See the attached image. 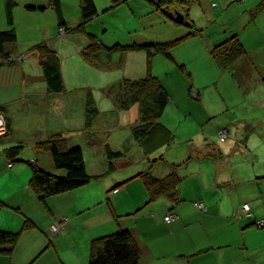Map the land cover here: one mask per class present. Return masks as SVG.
<instances>
[{
    "label": "crops",
    "instance_id": "obj_1",
    "mask_svg": "<svg viewBox=\"0 0 264 264\" xmlns=\"http://www.w3.org/2000/svg\"><path fill=\"white\" fill-rule=\"evenodd\" d=\"M29 1L23 2V9L27 13H38V10H28V7L43 8L42 4H35L34 1L37 0ZM156 1L147 0L151 4ZM258 1L255 0L254 3ZM145 2L136 3L139 10L148 8ZM225 4L226 1L223 2V5ZM62 9L61 3L63 16ZM189 10L183 15L184 22L188 18ZM40 13L44 14V11ZM207 15L209 18L212 17L208 13ZM191 24L195 26L192 22ZM5 25L1 31L9 29L8 24L6 25L8 28ZM233 35L237 34L232 33L231 36ZM190 38L193 37L188 39ZM42 43L56 52L63 82L61 92L49 90L43 77V61L33 49L23 55L17 48L6 45L5 51L12 60L0 57V115L5 118L8 127V133L0 139V230L21 231L25 219L37 226L21 232L12 256L0 255V264H88L90 241L111 234L119 228L131 231L142 252L140 264H264V227L255 226L257 221L264 219V190L261 184L255 185L254 181H245L252 178H245L238 172L232 171L222 176L219 172L223 167L222 160H226L227 165L230 164L229 160L223 159L225 157L223 153L217 155V148L210 144L205 145V150L191 146L187 153L188 155L198 153V158L202 162L209 160L216 162L214 183L209 187L206 181L202 183L200 177L197 180L193 175L188 177L184 173H179L182 163L178 162L170 163L169 169L162 174L158 172L153 175V167L166 162L162 155L156 154L162 148L146 157L139 147L143 154L142 161L150 164L148 170L138 167L141 171L125 172L108 180L114 176L115 171L107 173L105 146L114 149V152L122 153L121 158L113 161L115 169L118 167L117 162L126 158L124 146L115 149L105 143L106 140L103 139L105 127L100 128L98 125L102 115L98 107L103 104L102 102L92 98L99 115L91 128L85 129L84 119L86 79L89 76L100 78L102 81V76L94 72L89 64L78 60L75 54L72 56V63L80 74L71 73L72 70L67 68L71 60L68 61L66 58L67 62L64 64V50L61 48L63 46H56L53 49L49 43ZM141 54L144 55L143 52ZM67 55L69 54L66 52ZM113 55L110 56L111 62L114 61ZM101 56L104 59L106 55ZM137 62L140 65L146 63L145 55L140 56ZM141 73L133 79L144 77L145 70ZM68 90L77 94L80 105L77 117L70 115L72 108L65 94ZM113 110L121 121L126 117L128 122H125L126 124L121 122L122 126L129 130L132 144H137L132 135V128L139 123L138 107L135 105L123 111L118 106ZM54 117L70 121L71 126L52 127L49 119L52 120ZM74 118L78 122L77 128H73L72 125ZM53 134L64 136L68 147H80L87 173L100 178L77 190L47 199L45 208L28 186L31 172L25 162H35L43 170L53 172L49 154L35 148V143ZM75 138L77 139L74 140ZM19 145L23 146V149L31 147L33 153L26 148L27 156L20 153L11 160L7 158L4 150ZM89 155L92 157L91 166L90 161L87 162ZM151 156L155 158L151 160ZM172 164L177 165V173L182 178L178 191L180 199L178 205L173 208L166 198L149 203L147 192L140 183L136 185L137 195L133 197L130 191L132 187L126 183L131 180L141 181L135 176L143 172H149L158 179L163 178L169 173ZM230 166L234 168L233 165ZM121 187V190L117 189ZM111 190L112 193L107 194ZM192 199L200 201L199 204H202V209L205 210H199L192 202H186ZM242 204L250 206L252 218L238 221L234 216ZM6 206L11 209H5ZM167 213H172L175 218L166 222L164 217ZM62 224L63 233L57 236L49 235L51 225ZM63 240L67 241L66 250L63 245H59Z\"/></svg>",
    "mask_w": 264,
    "mask_h": 264
},
{
    "label": "rangeland",
    "instance_id": "obj_2",
    "mask_svg": "<svg viewBox=\"0 0 264 264\" xmlns=\"http://www.w3.org/2000/svg\"><path fill=\"white\" fill-rule=\"evenodd\" d=\"M93 1L97 16L85 25V33H77L72 30L81 21L79 0H62L63 19L70 31L60 34L57 16L50 6V0L34 1L36 5L42 4L44 14H41L40 10L35 14L27 13L23 9V2L30 1L15 0L17 6L13 9V28L17 40L9 46L17 48L23 55L30 52L34 45L44 44L42 42L49 43L53 49L63 46L61 48L64 50V64L68 58L71 64L67 68L72 70L71 73L80 74L72 63V56L75 54L78 60L85 62L81 52L89 44L88 34L98 37L100 43L107 48L114 45L144 47L147 44L181 40L171 51L172 59L153 53L151 60L152 74L160 79L170 98L157 122L174 136L170 146L163 147L156 153L162 155L166 162L153 167V175L158 172L162 174L169 169L170 163L178 162L182 163L179 173L188 177L193 175L197 180L200 177L202 183L206 181L208 187L211 186L214 183L216 162H202L198 153L187 154L191 146L205 150V145L210 144L217 148L218 153H223V159L229 160V165L225 163L226 160H222L223 167L219 170L222 176L232 171L238 172L245 178H252L245 181H254L255 185L261 184L264 190V179H258L264 177V7L260 6L262 0L257 3H254L255 0H200L199 3L197 1L189 5L186 23L176 20V12L185 15L183 9L168 10L166 15L147 0H141L146 1L148 7L142 10H139L136 4L141 3L140 0H127L118 6H113L111 0ZM225 1L226 4L223 5ZM207 13L212 17L209 18ZM191 22L195 25L194 28L188 27L187 24L191 25ZM5 23L4 0H0V31L4 29L2 27ZM193 31H198L199 34L182 40ZM232 33L239 34L238 39L246 54L230 68L221 69L209 51L216 44L230 38ZM66 52L69 55L66 56ZM144 55L140 51L114 54L112 60L115 63L113 61L102 69L89 64L94 72L102 76V81L100 78L88 76L84 87L85 96L89 94L97 102L103 103L98 107L102 114L98 125L100 128L105 127V143L115 149L124 146L126 154L124 160L117 162L114 176L108 180L125 172L141 171L138 167L145 168V171L150 167L149 163L142 161L143 154L139 146L132 144L129 130L122 126L128 122L126 117L121 121L113 110L119 106L118 100L122 95L121 81L134 80L133 78L139 76L137 74L146 70V63L140 65L137 62L139 57ZM98 58L103 60L101 55ZM107 59L106 56L105 61ZM65 94L72 108L70 115L77 117L80 106L77 94L70 90ZM94 99L92 101L96 107ZM74 120L73 128H77L78 122L76 118ZM49 124L60 128L71 126L70 121L56 117L49 119ZM222 131L226 139H222ZM3 135L4 133H0V136ZM26 148L33 153L31 147H24L22 156H27ZM89 157L87 162L90 161L91 166L92 157ZM153 158L155 157H150L151 160ZM139 181L131 180L126 183L132 187L130 191L133 197L137 195L136 185H143L142 181ZM117 189L121 190L122 187ZM111 193L112 190L107 192ZM206 199L208 200V196ZM186 202H192L196 207L195 202L200 201L192 199ZM5 209L11 208L6 206ZM234 217L238 221L244 220L237 215ZM66 243L67 241L63 240L59 245H63L66 250Z\"/></svg>",
    "mask_w": 264,
    "mask_h": 264
},
{
    "label": "trees",
    "instance_id": "obj_3",
    "mask_svg": "<svg viewBox=\"0 0 264 264\" xmlns=\"http://www.w3.org/2000/svg\"><path fill=\"white\" fill-rule=\"evenodd\" d=\"M125 1L127 0H111V3L113 6H116ZM197 1L199 0H157L154 5L166 15L168 10L175 11L177 9H183L185 14L189 9V5ZM79 3L81 21L72 32L85 33V25L97 16V10L93 0H79ZM15 4V0H5L4 2L5 18L9 29L0 31V57L5 60L11 58L6 53L5 46L13 44L17 40L13 29V9ZM50 6L57 16L58 30L63 29L65 33H68L70 30L66 27L63 20L60 0H50ZM260 6L264 7V0H262ZM28 10L43 11L44 8L35 9L28 7ZM187 25L190 28H194L192 24ZM198 34V31H193L182 38V40ZM88 36L89 44L83 48L81 54L85 62L97 68L102 69L109 65L111 63L110 56L113 54H123L127 51H140L145 53L147 57L145 76L136 80L123 79L121 81L122 95L118 101L119 108L126 111L132 106L136 105L138 107L140 116L139 123L132 128V135L144 156L148 157L157 150L170 146L173 141V134L157 122L169 104L170 98L159 78L152 74L151 60L153 53H159L165 58L172 59L171 51L181 40L164 44H147L144 47L114 45L107 48L100 43L96 36L91 34H88ZM33 50L40 55L43 61V77L49 90L52 92H61L63 90V82L56 52L45 43L34 46ZM102 54L107 56V61H105V58L103 60L98 58ZM209 54L221 69H228L237 60L244 57L246 52L237 35H233L216 44L210 49ZM180 68L182 70L184 69L183 66ZM98 115L99 112L92 98L87 94L84 104L85 129L92 127ZM6 126L5 123L4 135L8 133V127ZM3 137L0 136V139ZM35 148L49 154L54 169L53 172H48L43 170L35 162H25L31 172L28 186L45 208H47V199L77 190L86 186L92 180L100 178L92 177L87 173L81 148L68 147L66 138L61 134H53L44 140L38 141L35 143ZM22 149L23 146L20 145L10 147L4 150V154L11 160L18 157ZM105 155L108 160L107 173H112L115 171L113 161L121 158L122 153L114 152L108 146H105ZM217 155H220V153H217ZM135 178L141 179L147 192V201L149 203L159 198H166L174 208L180 202L178 191L182 178L177 173V165H170L169 173L160 179L153 177L149 172L138 174ZM14 211L16 212V210ZM33 228H37V226L28 219H25L21 231L11 232L0 230V255L11 257L18 244L21 232ZM141 258V249L132 236L131 231L126 228H119V230L111 234L94 238L90 241L88 247V264H140Z\"/></svg>",
    "mask_w": 264,
    "mask_h": 264
},
{
    "label": "built area",
    "instance_id": "obj_4",
    "mask_svg": "<svg viewBox=\"0 0 264 264\" xmlns=\"http://www.w3.org/2000/svg\"><path fill=\"white\" fill-rule=\"evenodd\" d=\"M61 32H64L63 29H59V33L61 34ZM10 60H12V58H10ZM5 131V121H4V117L2 115H0V133H4ZM222 139H226V135L224 133V131H222L220 133ZM117 191H115L116 193ZM196 207L199 209V210H202L203 208V205L202 204H199V203H196L195 204ZM236 215L242 219V218H251L252 217V212L250 210V206L248 204H243L240 209L238 210V212H236ZM175 218V215L173 214H167L165 217H164V220L166 222H169V221H172L173 219ZM256 227H264V219L263 220H260V221H257L256 223ZM64 231V224L62 225H51L50 228H49V234L50 236H57L61 233H63Z\"/></svg>",
    "mask_w": 264,
    "mask_h": 264
},
{
    "label": "water",
    "instance_id": "obj_5",
    "mask_svg": "<svg viewBox=\"0 0 264 264\" xmlns=\"http://www.w3.org/2000/svg\"><path fill=\"white\" fill-rule=\"evenodd\" d=\"M182 18H183L182 15L179 14L178 12H176V20H177L178 22H182V21H183Z\"/></svg>",
    "mask_w": 264,
    "mask_h": 264
}]
</instances>
